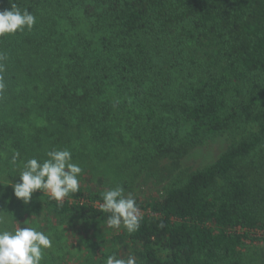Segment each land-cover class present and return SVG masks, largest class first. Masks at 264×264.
Wrapping results in <instances>:
<instances>
[{
  "label": "trees",
  "instance_id": "1",
  "mask_svg": "<svg viewBox=\"0 0 264 264\" xmlns=\"http://www.w3.org/2000/svg\"><path fill=\"white\" fill-rule=\"evenodd\" d=\"M12 5L36 23L0 37V211L14 217L25 206L8 180L21 182L28 159L43 162L47 141L68 149L74 126L77 137L90 132L95 147L113 150L125 136L118 113H137L127 131L132 162L171 158L175 167L205 140L244 131L158 195L138 197L122 179L141 210L135 232L108 227L103 190L80 188L62 203L40 195L49 228L73 220L99 237L88 254L60 264H106L112 254L137 264H243L250 244L264 242V0H0V11ZM32 100L47 118L26 136ZM49 123L59 130L52 143L42 131Z\"/></svg>",
  "mask_w": 264,
  "mask_h": 264
},
{
  "label": "rangeland",
  "instance_id": "2",
  "mask_svg": "<svg viewBox=\"0 0 264 264\" xmlns=\"http://www.w3.org/2000/svg\"><path fill=\"white\" fill-rule=\"evenodd\" d=\"M109 91L114 100L119 102L123 100L112 87L109 88ZM32 101L34 105L30 108V115L23 121L24 135L26 136L32 135L35 132L37 133L38 129L45 125V119L47 118L46 113L48 110L44 108L42 111H39L40 106L34 100ZM51 112L57 114L58 110L54 108ZM136 114L128 113V111L118 113L117 120L114 121L115 129L120 133L123 132L125 136L120 141L115 142L116 148L113 150L95 147L89 140L88 134L90 132H83V137H77L76 126L70 128L72 137L69 138H72V140L70 139L68 149L61 148L57 144L51 146L48 141L47 144L49 148L54 147V150L67 149L71 152L74 151L72 162L79 164L83 169L80 177V188H83L85 191L103 190L106 192L117 185L124 188L123 184L125 182L122 179H127V181L130 180L133 193L138 197L146 198L150 195L160 194L167 184L178 179L185 180L191 173L215 162L232 144L246 135L243 131L205 140L203 143L189 150L188 154L180 160L179 167H175L171 158L161 159L147 165H136L132 162V146L131 150L128 149L130 142L127 134L130 126L137 122L138 115ZM47 127H49L48 130L42 129V131L45 133L47 140H50L52 143L56 137L50 138V134L56 133L59 130L56 127L51 128L50 123ZM58 134L60 137V132ZM27 139L25 137V140ZM122 141L123 143H121ZM136 146L133 143V151ZM120 148H122V151L119 150ZM30 149L29 145L27 151H30ZM47 152L43 156L45 159H48ZM38 153L39 151H37ZM29 154H36V152L30 151ZM1 155L5 158L6 152ZM3 167H6L5 162L0 169H3ZM3 178L4 175L2 170H0V179ZM8 181H10V185L17 183L13 179H9ZM124 190L127 195L129 193L128 189L124 188ZM41 193L43 192L37 191L33 195L31 202L25 204L22 209L16 212V216L12 217L4 213L5 220L3 223H0V230L14 231L16 228L35 227L37 230L49 235L52 240V247L44 250L45 257L41 264H60L59 260L61 258H66L70 260L69 262H73V260H78L77 258L80 256L88 254L89 249L95 248L99 237H93L89 233L93 231L91 226L80 222L77 223L73 220H68L62 225L52 220L51 226L53 227L50 226L49 228V224L46 221L45 208L40 199ZM12 194L14 195V190H12ZM107 236L110 239L112 235L108 234ZM111 246L114 249L120 247L118 243H113ZM88 247L90 248L88 249ZM128 251L130 249H123L121 251L122 255H128ZM243 264H264V242L250 244L245 250Z\"/></svg>",
  "mask_w": 264,
  "mask_h": 264
},
{
  "label": "clouds",
  "instance_id": "3",
  "mask_svg": "<svg viewBox=\"0 0 264 264\" xmlns=\"http://www.w3.org/2000/svg\"><path fill=\"white\" fill-rule=\"evenodd\" d=\"M36 23V17L28 10L21 11L15 5L12 10L0 11V37L31 30ZM2 87V85H0ZM48 159L43 162L36 158L22 163L19 172V183L11 185L17 199L29 204L37 191L57 203H62L80 190V177L83 169L72 162V153L67 149L47 152ZM19 153L13 154L10 163L17 165ZM103 203L100 208L110 213L107 225L119 229L121 225L131 233L139 229L141 210L133 194H125L122 186L117 185L102 194ZM5 220L4 211H0V223ZM52 247L49 235L35 227L16 228L14 231L0 230V264H41L44 250ZM106 264H137L134 255L118 258L116 254L109 255Z\"/></svg>",
  "mask_w": 264,
  "mask_h": 264
}]
</instances>
